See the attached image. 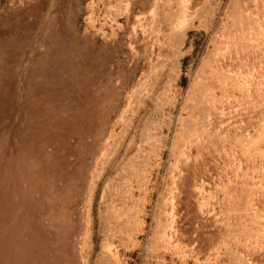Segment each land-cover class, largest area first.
Masks as SVG:
<instances>
[{"label": "rangeland", "instance_id": "obj_1", "mask_svg": "<svg viewBox=\"0 0 264 264\" xmlns=\"http://www.w3.org/2000/svg\"><path fill=\"white\" fill-rule=\"evenodd\" d=\"M232 1L0 0V196L29 131L28 181L55 242L42 264L52 251L60 264H220L226 248L264 264V165L210 124L240 108L223 65L241 41Z\"/></svg>", "mask_w": 264, "mask_h": 264}, {"label": "crops", "instance_id": "obj_2", "mask_svg": "<svg viewBox=\"0 0 264 264\" xmlns=\"http://www.w3.org/2000/svg\"><path fill=\"white\" fill-rule=\"evenodd\" d=\"M230 5L232 19L237 17L235 14L241 13L243 25L238 35L241 41L234 43L233 48H229L228 58L231 61L237 54L236 62L232 60L231 67H229L230 63L223 65L227 70L231 71L232 68L234 70L232 74L239 77L227 81V84L233 86V90L229 89L230 93L228 92L227 95L234 106L240 108L217 111L218 115L215 113V117L212 116L210 124L224 129L220 130L224 133V137L219 138L224 140L226 149L242 151L243 159L247 160L242 163H250L249 155L252 151L251 163L260 166L264 165V0H233ZM215 50L213 48L210 53L213 54ZM219 73H226L225 69L220 66L216 69V79H211V87H219L221 84L218 79ZM223 97V92L214 95L215 101H222ZM262 244L264 245V240L261 241ZM231 254L232 251L228 252L226 248L216 260L220 264H233L234 258ZM210 258L211 256L208 255L205 259L208 263H204L211 264L213 261L208 260ZM186 264L190 263L186 262ZM192 264H202V262L197 260Z\"/></svg>", "mask_w": 264, "mask_h": 264}, {"label": "bare ground", "instance_id": "obj_3", "mask_svg": "<svg viewBox=\"0 0 264 264\" xmlns=\"http://www.w3.org/2000/svg\"><path fill=\"white\" fill-rule=\"evenodd\" d=\"M48 101L49 99L45 100V97H43L37 102V119H44L47 110L44 106L48 104ZM48 130L50 129L48 128ZM33 140L34 138L30 137V132L28 131L18 143L16 149L8 154V165L5 170V176L1 181V184L7 187L6 189L9 194L7 196H0V264H33L34 249L37 253L36 258L40 262L38 264H42V260L46 255V249L50 247V244L55 243L52 237L48 236L49 231L44 228L42 225L43 222L39 221L40 215L42 216L44 214V206L39 204V200L43 194L38 188L36 193L39 200H36L31 192L33 188L30 187L28 181L31 178L32 169L34 168L31 165L32 162L29 160V151L31 150ZM35 164H37V161ZM45 171L43 173H46ZM23 182L26 183L24 189ZM12 191L14 194H12ZM49 254L50 257L48 258ZM47 258L48 260L44 262L45 264H60L53 251L48 253Z\"/></svg>", "mask_w": 264, "mask_h": 264}]
</instances>
